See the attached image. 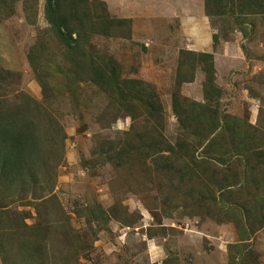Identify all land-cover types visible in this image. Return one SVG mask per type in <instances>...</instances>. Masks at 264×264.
<instances>
[{"label":"trees","instance_id":"trees-1","mask_svg":"<svg viewBox=\"0 0 264 264\" xmlns=\"http://www.w3.org/2000/svg\"><path fill=\"white\" fill-rule=\"evenodd\" d=\"M23 5L29 16V0ZM5 6L0 1V7ZM205 8L211 17L235 11L264 15V0H205ZM44 17L49 28L43 30L42 38H50L60 47L61 59L54 60L43 40L30 48L28 61L41 85L43 100L27 93L13 100L0 98L2 264H57L55 256L62 243L56 241L57 230L71 238L67 239L62 264H82L80 259L94 250L90 241L84 246L54 194L67 139L58 109L53 107L62 92L69 93L74 103L83 100L88 107L92 98L103 101L102 107H96L95 116L104 129L124 116L132 120L122 136L95 146L96 161L102 159L120 170L141 165V176L145 169L177 180L178 190L183 188V195L193 199V206L202 214L216 219L230 214L241 241L249 240L244 234L249 233L250 238L264 227V175L258 167H264V131L221 110L223 91L216 84L212 53H181L184 60L179 62L175 82L178 90L172 95L180 133L177 142L171 144L164 134L163 105L152 85L124 78L122 65L113 56L90 50L96 35L131 39V20L111 16L107 4L100 0H46ZM238 27L247 35L241 24ZM197 67L205 75V103L190 101L179 92L183 84L194 82ZM90 90L92 94L86 97ZM148 159L154 162L152 166L147 165ZM18 201H25L24 206L32 204L34 211L12 209ZM87 210L90 229L95 222L106 226L112 219L120 220L115 206L104 209L92 205ZM33 212L37 220L29 225L27 220L33 218ZM72 239L78 243L70 244Z\"/></svg>","mask_w":264,"mask_h":264},{"label":"rangeland","instance_id":"rangeland-1","mask_svg":"<svg viewBox=\"0 0 264 264\" xmlns=\"http://www.w3.org/2000/svg\"><path fill=\"white\" fill-rule=\"evenodd\" d=\"M0 1L6 3L0 7V79H4L0 98L13 100L27 93L42 101L41 85L28 61L30 48L43 40L54 60L61 59L60 47L52 39L42 38L43 30L49 28L44 17L46 0H29V16L24 0ZM100 1L107 4L111 16L131 20L132 37L96 35L90 50L113 56L122 65L124 78L152 85L163 105L164 134L171 144L180 133L172 95L178 90L175 82L179 62L184 60L182 51L212 53L216 84L223 91L221 110L264 131V15L235 11L207 16L205 0ZM240 24L247 35L240 31ZM204 79L197 67L194 82L181 86V96L205 103ZM85 93L86 97L92 94L91 90ZM98 106L103 101L92 98L88 107L83 100L74 103L63 92L53 106L67 134L54 194L84 246L89 241L94 244L88 257L80 259L82 264H264V227L250 238L249 233L244 234L249 240L241 241L230 214H221L219 219L202 214L193 206L194 200L183 195V188L178 190L177 180L145 169L141 176V165L120 170L102 159L96 161L95 146L122 136L132 125L130 117L124 116L104 129L96 121ZM146 163L152 166L154 162L148 159ZM258 167L264 175V167ZM25 201L15 202L11 208L34 211L32 204H22ZM92 205L115 206L120 220L112 219L106 226L95 222L90 229L87 209ZM35 216L33 212L29 225L36 223ZM55 237L57 243L62 242L55 256L57 264H62L71 238L59 230Z\"/></svg>","mask_w":264,"mask_h":264}]
</instances>
